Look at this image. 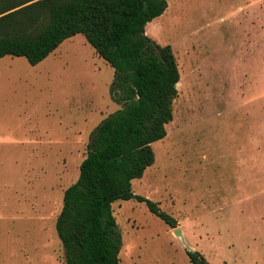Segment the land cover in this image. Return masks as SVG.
Returning a JSON list of instances; mask_svg holds the SVG:
<instances>
[{
    "label": "rangeland",
    "instance_id": "obj_1",
    "mask_svg": "<svg viewBox=\"0 0 264 264\" xmlns=\"http://www.w3.org/2000/svg\"><path fill=\"white\" fill-rule=\"evenodd\" d=\"M146 36L180 74L166 136L111 206L119 264H264V0H166ZM147 31V32H146ZM112 68L82 35L31 66L0 60V264H64L55 222L90 134L121 107ZM178 230L180 235H175Z\"/></svg>",
    "mask_w": 264,
    "mask_h": 264
},
{
    "label": "trees",
    "instance_id": "obj_2",
    "mask_svg": "<svg viewBox=\"0 0 264 264\" xmlns=\"http://www.w3.org/2000/svg\"><path fill=\"white\" fill-rule=\"evenodd\" d=\"M166 0H0V60L36 66L67 39L82 35L113 70L110 96L121 108L90 134L78 180L63 194L55 222L64 264H119L121 238L111 206L135 199L174 229L159 205L134 195L132 181L154 164L152 144L172 121L180 74L170 46L145 34ZM191 264H209L186 251Z\"/></svg>",
    "mask_w": 264,
    "mask_h": 264
},
{
    "label": "water",
    "instance_id": "obj_3",
    "mask_svg": "<svg viewBox=\"0 0 264 264\" xmlns=\"http://www.w3.org/2000/svg\"><path fill=\"white\" fill-rule=\"evenodd\" d=\"M177 86H178V83L176 84V88H177ZM174 233H175V235H177V236L180 235V232H179L178 230H176ZM189 251H191V250H189Z\"/></svg>",
    "mask_w": 264,
    "mask_h": 264
},
{
    "label": "bare ground",
    "instance_id": "obj_4",
    "mask_svg": "<svg viewBox=\"0 0 264 264\" xmlns=\"http://www.w3.org/2000/svg\"><path fill=\"white\" fill-rule=\"evenodd\" d=\"M147 32V31H146ZM178 85H180V82L178 83Z\"/></svg>",
    "mask_w": 264,
    "mask_h": 264
}]
</instances>
